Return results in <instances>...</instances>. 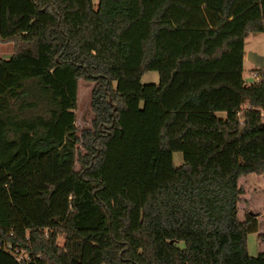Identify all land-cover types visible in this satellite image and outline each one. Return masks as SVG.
I'll return each instance as SVG.
<instances>
[{
  "label": "trees",
  "instance_id": "trees-1",
  "mask_svg": "<svg viewBox=\"0 0 264 264\" xmlns=\"http://www.w3.org/2000/svg\"><path fill=\"white\" fill-rule=\"evenodd\" d=\"M256 31L264 0H0V239L24 253L0 264H264L256 214L236 217L237 178L264 172V69L243 78Z\"/></svg>",
  "mask_w": 264,
  "mask_h": 264
},
{
  "label": "rangeland",
  "instance_id": "rangeland-1",
  "mask_svg": "<svg viewBox=\"0 0 264 264\" xmlns=\"http://www.w3.org/2000/svg\"><path fill=\"white\" fill-rule=\"evenodd\" d=\"M256 43L264 45V31L252 32L250 37L246 39L247 45L255 46ZM12 52V41H0V57L7 58ZM250 67H253V65L246 62L244 77L247 81L253 79ZM157 80L158 72L156 70H148L141 76V82H157ZM93 83V81H88L83 78L78 79L77 82V101L74 109L77 134H79L82 129L91 126L93 112L90 108V91ZM239 114L241 116L242 112L240 111ZM219 116L223 117L224 120L228 119V117H226V111L224 110L223 115ZM213 142V135L208 132L192 136L189 135L184 142V146H186L185 150H172L173 162L178 165L182 162V155H184V153H200V151L211 147ZM77 147L80 151H84L79 144H77ZM79 166V162L75 161V168H79ZM236 185H241L243 188V192L240 194V198L237 201L236 217L242 219L249 211L255 213L257 217V230L250 231L247 234L248 253L250 255H256L259 251L264 250V174L259 175L250 173L248 175H241L237 178ZM63 240V234L58 235L57 242L62 244ZM179 243L182 244V242Z\"/></svg>",
  "mask_w": 264,
  "mask_h": 264
},
{
  "label": "crops",
  "instance_id": "crops-1",
  "mask_svg": "<svg viewBox=\"0 0 264 264\" xmlns=\"http://www.w3.org/2000/svg\"><path fill=\"white\" fill-rule=\"evenodd\" d=\"M262 32V31H261ZM252 34V32H249L246 36H245V38H244V49H245V53H244V56H243V78H244V80L248 83V82H250V81H247L246 79H245V77H244V70H245V64H246V62H249L251 65H253V67H250V71H251V75H252V73L254 72V71H257V69H264V63H263V66H261V67H259V66H257V65H255L252 61H250L249 59H247V57H246V52H247V50H253V51H256L257 53H264V45H261V44H255V46H252V45H247L246 44V39L247 38H249L250 37V35ZM256 45H258V46H261V47H258V46H256ZM248 69H249V67H248ZM254 79V78H253ZM252 79V80H253ZM215 113H217V115H223V111H221V110H217V111H215ZM172 156V155H171ZM182 161H183V155H182ZM261 174H264V172L263 173H261ZM260 175V174H259Z\"/></svg>",
  "mask_w": 264,
  "mask_h": 264
},
{
  "label": "built area",
  "instance_id": "built-area-1",
  "mask_svg": "<svg viewBox=\"0 0 264 264\" xmlns=\"http://www.w3.org/2000/svg\"><path fill=\"white\" fill-rule=\"evenodd\" d=\"M253 78H257V71H254L252 73ZM262 117H264V112H262ZM0 248H2L5 251H8L12 253L17 260H20V258L23 257L24 253L21 249L17 248V246H13L10 240H2L0 239ZM23 254V255H22Z\"/></svg>",
  "mask_w": 264,
  "mask_h": 264
},
{
  "label": "water",
  "instance_id": "water-1",
  "mask_svg": "<svg viewBox=\"0 0 264 264\" xmlns=\"http://www.w3.org/2000/svg\"><path fill=\"white\" fill-rule=\"evenodd\" d=\"M246 57L250 61H252L255 65L261 67L263 66L264 63V53H257L256 51L253 50H247L246 52ZM264 122H261L259 126H262Z\"/></svg>",
  "mask_w": 264,
  "mask_h": 264
}]
</instances>
